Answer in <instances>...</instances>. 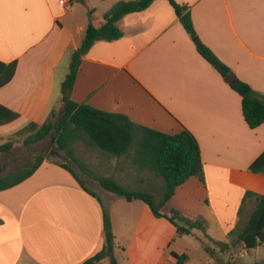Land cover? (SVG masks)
I'll use <instances>...</instances> for the list:
<instances>
[{
	"label": "crops",
	"instance_id": "crops-1",
	"mask_svg": "<svg viewBox=\"0 0 264 264\" xmlns=\"http://www.w3.org/2000/svg\"><path fill=\"white\" fill-rule=\"evenodd\" d=\"M59 1L0 0V62L17 63L11 81L0 88V105L37 125L60 108L70 54L80 47L94 12L75 6L89 0H64V7ZM95 1L104 16L123 0ZM174 1L188 7L197 42L264 97V0ZM117 27L120 39L97 41L81 58L71 101L123 115L138 128L164 134L185 128L199 146L206 193L221 194V184L227 185L235 210L247 191L264 196V176L247 171L264 151V124L247 127L240 97L200 57L170 3L155 0L147 10L124 16ZM101 191L106 205L119 203L121 198ZM136 211L146 236L120 237L127 247L114 256L117 263L169 264L175 236H167V221L152 218L142 206ZM214 215L226 236L222 243L230 244V224L221 225ZM104 239L96 194L52 161L44 159L31 177L0 192V264H82L102 249ZM114 248L120 246L113 245L112 255ZM250 251L241 249L240 255ZM226 253L233 260L232 248Z\"/></svg>",
	"mask_w": 264,
	"mask_h": 264
},
{
	"label": "trees",
	"instance_id": "trees-1",
	"mask_svg": "<svg viewBox=\"0 0 264 264\" xmlns=\"http://www.w3.org/2000/svg\"><path fill=\"white\" fill-rule=\"evenodd\" d=\"M154 1H120L103 16L101 26L94 27L90 22L88 23L80 47L70 54L68 73L61 84V106L59 109L51 110L43 124L37 125L0 105V153L11 151L17 143L29 146L50 137L58 149L65 151L81 171L97 182L102 190L126 202L140 201L144 203L155 218L165 219L169 222L175 228L178 236L191 235L193 229L204 230L202 219L199 218L194 223L185 224L186 227H184L177 223L178 221L185 222L177 211L170 210L166 215L162 213L163 207L177 188L183 186L191 178L204 182L199 146L191 133L185 128H181L174 134L138 128L123 115L102 112L83 104H76L70 99L81 58L92 45L97 41L112 42L120 39L123 34L117 27V23L126 15L147 10ZM167 1L174 9L187 36L192 40L197 38L188 7L178 5L174 0ZM196 49L200 57L221 78L224 79L228 73L232 72L203 44L198 42ZM16 65V61L9 64L0 62V88L11 81ZM228 86L241 99V112L247 127L254 130L264 124V97L237 78L234 84ZM75 142H80L87 148H95L112 158L129 159L140 172L144 170L150 172L161 181L160 191L157 192L158 198L146 191L127 189L112 177L93 174L83 162L74 157L71 147ZM44 159V156H36L31 166L0 176V192L11 189L31 177ZM54 164L68 171L85 189L81 180L68 166ZM247 171L251 174L264 176V151L251 163ZM249 203L253 205V209L248 215L247 221L242 226L240 225L241 227L236 225L238 227L228 232L231 243H216L220 253L224 254L237 245L243 250L250 251L264 244V196L245 192L238 209V217ZM103 231L105 237L110 234V225L104 209ZM206 251L212 256L210 249L206 248ZM105 258H110L109 264H118L108 249L106 240L102 249L82 264H99ZM187 260L186 254L178 255L170 252L167 256L169 264H184Z\"/></svg>",
	"mask_w": 264,
	"mask_h": 264
},
{
	"label": "rangeland",
	"instance_id": "rangeland-1",
	"mask_svg": "<svg viewBox=\"0 0 264 264\" xmlns=\"http://www.w3.org/2000/svg\"><path fill=\"white\" fill-rule=\"evenodd\" d=\"M98 5L99 4H97L95 0H89V3L84 6H75L76 8H87L89 11L94 9L91 23L98 27L103 22V16L101 14L102 8ZM71 148L74 157L83 162L93 174L112 177L127 189L132 191H146L155 198H158L157 192L160 191L161 181L156 179L148 171L133 172L130 168L132 164L129 159H111L107 154L102 153L95 148H87L80 142H75ZM98 152H100V155ZM39 155L44 156L45 159L52 161L53 163L68 166L81 180L85 189L94 195L96 194L97 199L101 202L106 213L110 225V234L114 237L112 247L114 244L120 246V249L114 248L113 257L117 256L118 252H121V249L127 247V242H125L123 238H120L125 236L124 234H128V236H146V233L143 231V226L141 225L142 217L137 214L138 212L136 209L142 206L144 207V210H147V212L151 214L148 207L141 202L138 203L139 205L137 208L130 207V205L128 206L127 202L122 199H119V203L113 207L106 205L103 200L102 191L97 182L83 173L65 151L58 149L56 144L51 141L50 137L29 146H23L20 143H17L11 151L0 153V176L31 166L34 163L35 157ZM101 156H106L107 159L101 161ZM122 168L123 171L121 172L120 169ZM219 189L221 194L213 192L206 193L204 182L192 178V180L176 190L175 195L166 208L163 207L162 213L166 215L167 210L177 211L185 221L184 223H180L179 221L177 223L184 227H186L185 224L194 223L200 218L204 221V230L196 228L192 230L191 235L178 236L174 227L167 222V236H175L168 251H174L179 255H182L183 253L186 254L188 261L184 264H208L210 259L216 260L214 264H219L218 260H220L221 264H228L229 261L236 264L246 263L251 260L260 262L261 259H264V247L250 251L248 255H240L241 248L236 246L235 248H232L233 260H230V256H228L227 253L222 254L219 252V247L216 243L225 242L226 236L223 233L220 224L217 222L214 213H216L221 225L222 223L230 224V229L233 230L235 227H241L243 223L247 221V217L253 209V205L249 203L246 205L245 209L242 208L243 212L238 217V209L240 208L241 203L239 208H236L235 210L234 205L236 203V198L229 197V199H227L226 196L231 191L230 187L221 184ZM126 206L130 207L131 210L127 211ZM140 209L141 208H139V210ZM222 215L228 217L223 218ZM229 216L233 219L229 218ZM152 218L155 217L153 216ZM138 232H140V234L137 235ZM104 240H106V238ZM229 242L231 243V239H229ZM140 245L141 242L138 241L136 246ZM206 248L212 251V256L206 251ZM99 264H108V259H103Z\"/></svg>",
	"mask_w": 264,
	"mask_h": 264
},
{
	"label": "water",
	"instance_id": "water-1",
	"mask_svg": "<svg viewBox=\"0 0 264 264\" xmlns=\"http://www.w3.org/2000/svg\"><path fill=\"white\" fill-rule=\"evenodd\" d=\"M193 42L195 43V45H197V43H198L197 42V38H194L193 39ZM223 81L227 85L234 84L236 82V77H235V75L232 72H230V73H228L225 76V78L223 79ZM105 238H106V243H107L108 249L111 251V243H112V240H111L112 236H111V234L106 235Z\"/></svg>",
	"mask_w": 264,
	"mask_h": 264
},
{
	"label": "built area",
	"instance_id": "built-area-1",
	"mask_svg": "<svg viewBox=\"0 0 264 264\" xmlns=\"http://www.w3.org/2000/svg\"><path fill=\"white\" fill-rule=\"evenodd\" d=\"M59 5L62 6V7H64L65 6V1L64 0H60L59 1Z\"/></svg>",
	"mask_w": 264,
	"mask_h": 264
}]
</instances>
